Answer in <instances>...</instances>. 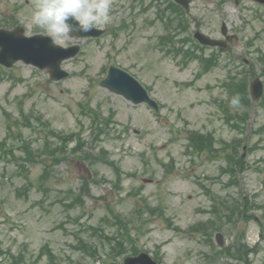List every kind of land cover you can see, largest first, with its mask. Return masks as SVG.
Here are the masks:
<instances>
[{
  "label": "rangeland",
  "instance_id": "obj_1",
  "mask_svg": "<svg viewBox=\"0 0 264 264\" xmlns=\"http://www.w3.org/2000/svg\"><path fill=\"white\" fill-rule=\"evenodd\" d=\"M129 1L113 0L112 19L106 26L116 28L123 21L127 24L126 29L118 31L117 38L110 33L94 39L65 38L64 46L81 44V53L63 62L70 73L68 78L53 81L47 70L20 61L5 73L0 68V140L8 135L10 122L17 119L18 125L11 123L14 133L21 130L24 138L33 140L36 153L46 155L42 152L46 131L27 128L23 113L32 120L39 114L48 120L51 129L63 134L81 131L86 141L76 152L71 150L76 143H70L58 164L45 159L49 165L43 183L46 190L40 187L45 165L32 162L25 164L26 170L18 158L0 156V249L23 254L28 263L50 246L62 264H102L93 255L96 251V256L108 264L106 250L114 238L125 237L127 228L141 250L154 254L161 245L164 264H241L223 255L210 257L220 249L215 237L213 242L207 237L215 227L200 224L197 232L186 230L193 224L215 220L219 210L225 208L223 201L247 197L256 203L250 209L254 218L248 223L235 219L237 227L222 222L221 232L226 246L244 232L248 245L257 247L250 255L254 264H264V131L255 133L264 126V107L255 104L250 110L242 143L248 146L245 151L242 145L238 150L244 154L246 166L237 173L239 181L228 174L220 175L224 157L233 153L230 147L223 146L221 161L187 154L185 148L188 129L212 131L219 146L221 141L232 143L240 135L219 108L221 99H228L221 83L228 80L231 68L226 59L230 56L253 62L264 82V65L258 60L264 53V6L252 0H193V31L199 28L224 38L220 32L224 21L228 32L237 34L228 50L217 53L219 65L196 78L198 61L184 65L181 58L160 53L155 48V37L167 32L165 25L152 22L155 14L144 13L139 1L134 9L128 8ZM16 2L21 3V9L15 8ZM34 2L0 0V26L12 17L28 33H34L29 19ZM111 64L132 72L150 87L160 110L155 112L145 103L135 105L103 88L99 81ZM80 104H88L104 116L110 110L115 112L106 135L94 138ZM20 140L12 137L8 143ZM101 147L110 153L109 163L83 159L86 152L95 155ZM15 154L20 156V151ZM171 157L175 159L174 168H164L161 162L168 163ZM78 163L84 165L79 167ZM85 167L90 169L89 174ZM115 168L123 175L121 185L115 183ZM89 176L96 182L89 183V195L80 201L78 194L84 178ZM145 204L164 212L149 214ZM216 224H220L219 219ZM85 242L89 249L84 248ZM38 264H48V257Z\"/></svg>",
  "mask_w": 264,
  "mask_h": 264
},
{
  "label": "water",
  "instance_id": "obj_2",
  "mask_svg": "<svg viewBox=\"0 0 264 264\" xmlns=\"http://www.w3.org/2000/svg\"><path fill=\"white\" fill-rule=\"evenodd\" d=\"M187 10L189 9L190 0H176ZM264 3V0H255ZM225 29V27H224ZM225 31V30H224ZM24 29L17 27L14 31L0 29V63L9 67L22 60L24 63H31L42 69H49V73L54 80H62L67 77L68 72L62 68V61L72 58L79 53L80 46L72 45L70 47L53 46L50 38L41 34L33 36H25ZM104 33L103 30L93 29L88 33H76L77 36H96ZM197 38L203 44L218 46L222 45L221 40H216L208 35L200 32L196 33ZM108 75L101 81L102 86L109 88L117 94H123L134 103H142L143 101L154 106L158 105L149 97V94L143 86L137 82L131 74L126 73L120 68L110 67ZM252 97L258 100L263 93V85L259 78H256L251 85ZM124 264H158L151 256L142 252L138 256H127Z\"/></svg>",
  "mask_w": 264,
  "mask_h": 264
},
{
  "label": "clouds",
  "instance_id": "obj_3",
  "mask_svg": "<svg viewBox=\"0 0 264 264\" xmlns=\"http://www.w3.org/2000/svg\"><path fill=\"white\" fill-rule=\"evenodd\" d=\"M113 0H35L30 14L33 27L43 30L53 46L65 45L74 33H88L111 22ZM230 107L240 108L241 97L229 100Z\"/></svg>",
  "mask_w": 264,
  "mask_h": 264
},
{
  "label": "trees",
  "instance_id": "obj_4",
  "mask_svg": "<svg viewBox=\"0 0 264 264\" xmlns=\"http://www.w3.org/2000/svg\"><path fill=\"white\" fill-rule=\"evenodd\" d=\"M242 84L238 85L236 88H237V92L239 93V96L241 97V104H242V107L239 108V110L237 111V117L240 119V121H243L244 118L247 117L248 115V112L246 110H244V108L246 107L244 104H246L245 102L249 103L250 100L248 99V93H247V89H245V86L243 85V87L241 88ZM241 88V90H240ZM240 92L243 94V96L240 95ZM94 124L96 125L95 126V129L98 130V133L101 134L103 132V129L101 127V122H99V120L101 118H99V114L96 113L94 115ZM106 123V122H105ZM107 124V123H106ZM190 136V140H191V143L193 146L199 148L200 150L201 149H204V148H208L210 147L211 148V144H212V135L208 134V135H205V134H202V133H198V132H191L189 134ZM58 139L60 142H62V144H60V142L56 141L57 143L53 145H51L52 143L47 140V138L45 139V151L44 153H46L47 157L49 159H52L54 162L58 163L60 162L62 159H63V156H62V151H65L67 148H68V145L70 143V141H73V140H78L79 141V145H78V148H80L79 146H81V143H83L82 139L80 138V134L79 133H76V134H64V135H58ZM20 148H22L23 152H24V156H20L25 162H29V163H32L35 162V161H40V162H44V165H46V168L44 170V175L41 176L42 177V181H44V179L47 177L46 174L48 173V166L45 161H44V156L42 157L41 154H35L34 153V150L31 148L30 144L25 142V141H22V143L20 144ZM0 147L3 149V154L4 156L8 155L9 153L13 156V157H16L15 155V152H14V148L15 146L12 145L11 147H9V149H6V146L4 144V142H0ZM77 149V146L76 148L73 150V151H76ZM107 154V152L105 151H102L99 153V155L96 157L98 160L101 159V160H104L105 161V155ZM39 156V157H37ZM91 156V155H90ZM241 168H243L242 170H244L245 168L242 166ZM122 179V174L120 173V171L118 170L117 171V180H118V183L117 185H120V181ZM80 198V197H79ZM151 212H155V209H151ZM129 237V236H128ZM116 240V239H115ZM122 247L121 251H123V249L125 248V245H124V242H121V241H118L116 240ZM236 257L237 258H240L242 259L243 261H245L247 263V258L244 254H247L246 250L243 248V246H239V247H236ZM133 252L136 253L137 251L135 250V248H133ZM110 253V256H115V255H118V254H121L120 252H117L115 251V249L113 248V251L109 252ZM42 254H46L48 255L49 257V262L50 264H58L56 262V259H55V255H53L52 251L50 248H47L46 251L44 252H41L39 254L40 257H42Z\"/></svg>",
  "mask_w": 264,
  "mask_h": 264
},
{
  "label": "flooded vegetation",
  "instance_id": "obj_5",
  "mask_svg": "<svg viewBox=\"0 0 264 264\" xmlns=\"http://www.w3.org/2000/svg\"><path fill=\"white\" fill-rule=\"evenodd\" d=\"M27 4H28V1L25 2V5H27ZM20 5H21V3L16 2V4H15V8H16V9H21V6H20Z\"/></svg>",
  "mask_w": 264,
  "mask_h": 264
}]
</instances>
